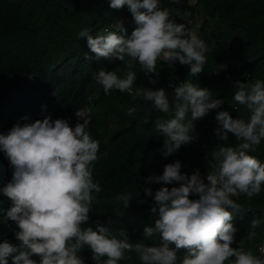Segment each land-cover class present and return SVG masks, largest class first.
I'll use <instances>...</instances> for the list:
<instances>
[{
  "label": "clouds",
  "instance_id": "obj_1",
  "mask_svg": "<svg viewBox=\"0 0 264 264\" xmlns=\"http://www.w3.org/2000/svg\"><path fill=\"white\" fill-rule=\"evenodd\" d=\"M177 2L163 6V0H110L111 7L128 6L131 13L124 14L133 15L137 25L131 33L122 20L96 34L88 27L80 30L79 37L87 36L97 57L121 61L131 57L123 76L119 67L97 69L94 79L105 93L133 91L138 76L132 67L135 60L153 84L158 79L150 74L157 73L158 60L169 67L177 61L189 65L192 74L205 69L211 45L175 19ZM234 85V100L245 105L250 114L234 117L230 110H220L214 132L221 141H228L234 133L239 143H220L211 150L215 165L206 178L199 168L191 175L181 171L180 159L168 162L162 174L145 177L148 182L165 183L155 191L145 184L144 193L155 201L151 212H158V217L144 225V239L136 241L128 228L113 229L111 217L107 222L97 219L95 226L83 223L99 204L103 188L93 175L94 162L107 155L99 151L100 139L88 130L91 104L76 109L79 121L74 126L69 118L47 115L17 121L0 131V150L12 169L11 178L0 186V194L11 201L2 211L5 219L14 222L18 240L0 241V264H9L10 259L14 264H87L81 254L86 246L93 250L97 264H120L132 251L138 253L142 264H264V242L257 243L255 250L245 249L240 242L238 247L232 246L239 230L233 223V212L242 207L233 197L239 193L252 197L264 191V160L250 151L264 141V78L239 79ZM135 95L151 101L161 112L174 113L155 121L158 135L164 136L160 148L164 156L190 144L196 138V121L223 103L219 96L212 98V89L191 79L176 84L171 99L164 87L143 86ZM127 111L134 113L136 106ZM176 181L178 185L173 183ZM193 194H197L195 198ZM131 198V193L118 195L123 202V208L116 210L118 215H124ZM258 229L264 231V212L251 219L247 230L250 240L259 235ZM157 235L158 242L153 240ZM182 247L186 252L181 260L178 251ZM33 254L40 258H33Z\"/></svg>",
  "mask_w": 264,
  "mask_h": 264
},
{
  "label": "trees",
  "instance_id": "obj_2",
  "mask_svg": "<svg viewBox=\"0 0 264 264\" xmlns=\"http://www.w3.org/2000/svg\"><path fill=\"white\" fill-rule=\"evenodd\" d=\"M173 2L163 0V6ZM188 3L189 0H178L174 6L178 10L189 8ZM124 13H131L127 5L114 8L110 0H0V131H6L17 121H34L47 115L53 119L69 118L74 126L79 121L76 109L91 104L88 130L93 138L100 139L99 151L107 155L94 162L93 175L103 188L98 194L99 204L90 210L89 221L83 223L95 226L97 219L107 222L111 217L113 229L128 228L131 239L136 241L144 239V225L154 223L158 217V212H151L153 197L146 196L143 188L149 184L155 191L165 183L148 182L145 177L162 174L168 162L180 159L181 171L191 175L199 168L206 178L215 165L211 150L220 143H239L234 133H230L228 141H221L216 135V112L228 109L234 117L245 118L250 114L245 105L234 100L237 91L234 82L264 78V0H199L198 34L211 45L205 69L192 74L189 65L177 61L169 67L158 60L157 73L150 74L158 79L153 84L135 60L132 67L138 76L133 91L114 89L107 94L94 79L97 69L119 67L123 76L131 57L126 56L124 61L97 57L88 45L87 36L79 37L78 33L84 27L92 34L105 27L113 28ZM173 15L182 22L177 13ZM122 22L129 34L137 26L134 18ZM184 79L209 87L212 98L219 96L223 103L196 121L193 130L196 138L190 144L164 156L160 151L164 136L158 135L155 121L174 113L161 112L151 101L136 96L135 91L143 86L164 87L171 99L174 86ZM89 96L93 99L89 100ZM131 105L136 106V111L130 114L127 108ZM250 151L264 160V141ZM11 176L10 162L0 150V186ZM121 193L132 194L124 215L116 213L123 208V202L117 199ZM233 198L242 207L233 212V223L239 230L232 246L238 247L240 242L245 249L255 250L257 243L264 242V231L258 229L259 235L250 240L247 230L251 219L264 212V191L252 197L239 193ZM10 204V198L0 194V241L8 238L18 242L14 222L5 219L2 211ZM153 240L158 242V235ZM185 252V248L179 249L181 260ZM92 253L87 246L81 250L87 264H97ZM33 258L40 257L33 254ZM9 264L14 262L10 259ZM120 264H142V261L132 251Z\"/></svg>",
  "mask_w": 264,
  "mask_h": 264
},
{
  "label": "built area",
  "instance_id": "obj_3",
  "mask_svg": "<svg viewBox=\"0 0 264 264\" xmlns=\"http://www.w3.org/2000/svg\"><path fill=\"white\" fill-rule=\"evenodd\" d=\"M188 4H189V8L179 9L177 16L182 17V22L186 23L191 29H193L198 33L197 30V22L199 21L198 0H189ZM133 17H134L133 15L124 14L122 16V20L130 21Z\"/></svg>",
  "mask_w": 264,
  "mask_h": 264
}]
</instances>
